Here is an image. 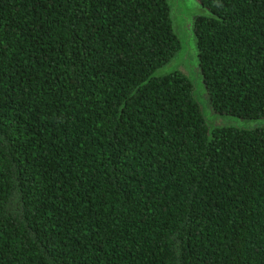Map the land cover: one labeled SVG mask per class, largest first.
I'll return each instance as SVG.
<instances>
[{
	"label": "trees",
	"instance_id": "obj_1",
	"mask_svg": "<svg viewBox=\"0 0 264 264\" xmlns=\"http://www.w3.org/2000/svg\"><path fill=\"white\" fill-rule=\"evenodd\" d=\"M215 112L264 117V0H200ZM166 0H0V264H264V125H216Z\"/></svg>",
	"mask_w": 264,
	"mask_h": 264
},
{
	"label": "water",
	"instance_id": "obj_2",
	"mask_svg": "<svg viewBox=\"0 0 264 264\" xmlns=\"http://www.w3.org/2000/svg\"><path fill=\"white\" fill-rule=\"evenodd\" d=\"M169 6V14L172 28L180 41V47L176 53L169 59L171 62L167 66V62L156 68L153 74H165L182 67L184 72L193 84V96L200 104L201 112L204 115L211 133L214 125L213 121L228 117L233 114L215 112L212 108L204 78L201 72L198 58V49L195 40L194 22L201 15L215 16L200 0H166ZM209 104V105H208ZM237 116V115H235ZM256 118V117H255ZM238 126L245 128H254L257 126Z\"/></svg>",
	"mask_w": 264,
	"mask_h": 264
},
{
	"label": "rangeland",
	"instance_id": "obj_3",
	"mask_svg": "<svg viewBox=\"0 0 264 264\" xmlns=\"http://www.w3.org/2000/svg\"><path fill=\"white\" fill-rule=\"evenodd\" d=\"M196 40V39H195ZM170 60L167 62V66L170 64ZM177 69L183 70L182 67H178ZM184 71V70H183ZM209 105V104H208ZM214 125H234V126H254L261 125L264 123V117H256V118H242L239 116L230 115L228 117H221L213 121Z\"/></svg>",
	"mask_w": 264,
	"mask_h": 264
}]
</instances>
